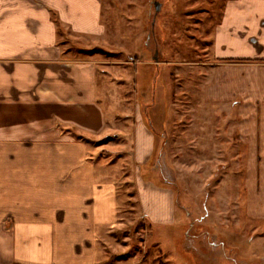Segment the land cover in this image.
Returning <instances> with one entry per match:
<instances>
[{
  "label": "rangeland",
  "instance_id": "rangeland-1",
  "mask_svg": "<svg viewBox=\"0 0 264 264\" xmlns=\"http://www.w3.org/2000/svg\"><path fill=\"white\" fill-rule=\"evenodd\" d=\"M230 1L102 0L96 23L102 33L69 43L71 55L98 60L108 124L86 138L88 157L117 188L118 222L102 232L97 259L264 264V217L247 208L245 180L254 165L241 137L240 99L213 94L221 60L216 29L225 7L239 6ZM254 12L262 16L252 21L264 27V5ZM232 28L236 40L225 35L226 52L241 46L239 35L247 32ZM224 79L238 90V77ZM143 184L172 192L173 218L155 221L142 210Z\"/></svg>",
  "mask_w": 264,
  "mask_h": 264
},
{
  "label": "crops",
  "instance_id": "crops-1",
  "mask_svg": "<svg viewBox=\"0 0 264 264\" xmlns=\"http://www.w3.org/2000/svg\"><path fill=\"white\" fill-rule=\"evenodd\" d=\"M231 1L239 6L228 4L216 29L213 94L240 99L241 137L254 165L247 208L264 217V27L252 21L264 0ZM101 10L102 0H0V264H158L143 256L96 258L102 232L118 222L117 188L88 157L86 138L108 124L98 60L71 55L70 44L102 33ZM235 25L247 32L226 52L221 44ZM230 77H238L237 91L223 81ZM137 189L149 217L173 218L171 191Z\"/></svg>",
  "mask_w": 264,
  "mask_h": 264
},
{
  "label": "water",
  "instance_id": "water-1",
  "mask_svg": "<svg viewBox=\"0 0 264 264\" xmlns=\"http://www.w3.org/2000/svg\"><path fill=\"white\" fill-rule=\"evenodd\" d=\"M156 8H157V9L159 8V4H156Z\"/></svg>",
  "mask_w": 264,
  "mask_h": 264
}]
</instances>
